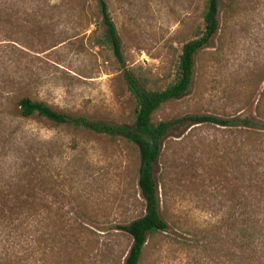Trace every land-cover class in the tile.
<instances>
[{
    "label": "rangeland",
    "instance_id": "1",
    "mask_svg": "<svg viewBox=\"0 0 264 264\" xmlns=\"http://www.w3.org/2000/svg\"><path fill=\"white\" fill-rule=\"evenodd\" d=\"M107 2L127 64L153 74L161 73L189 35L198 5V0ZM82 3L0 0V95L23 87L60 110L122 122L127 111L118 66L102 46L99 31L91 33L95 26H88L89 13ZM219 20V31L197 61L191 87L167 102L161 116L217 113L224 107L255 103L264 85V0H220ZM0 102L4 105L5 100ZM2 108L0 184L11 174L19 183L31 175L36 183L39 175L64 191L57 197L40 195L57 198L62 211L68 210L81 223L76 245L68 247L66 237L38 264H115L131 243L118 225L143 213L137 151L125 143L71 132L66 126L10 119ZM184 135H188L184 146L172 143L178 161L165 176L164 188L160 175L168 159L154 167L168 229L148 239L140 264H242L240 258L226 255L241 251L216 232L226 211L219 200L230 196L235 182L229 156L214 157L225 152L221 140L226 136L213 126L182 125L172 132V139L178 142ZM33 157L40 160L39 173L29 166ZM180 162L187 167L184 174ZM22 164L26 167L20 169ZM74 172L78 174L73 180ZM49 186L44 184L45 189ZM213 197L218 198L209 202ZM69 199L75 201V209Z\"/></svg>",
    "mask_w": 264,
    "mask_h": 264
},
{
    "label": "trees",
    "instance_id": "2",
    "mask_svg": "<svg viewBox=\"0 0 264 264\" xmlns=\"http://www.w3.org/2000/svg\"><path fill=\"white\" fill-rule=\"evenodd\" d=\"M82 5L89 13L88 26L91 23L95 26L91 33L99 31L102 46L108 49L118 66V79L125 93V120L109 122L66 112L33 96L23 87L0 95V100H5L4 105L0 102L2 111L10 119L66 126L71 132L125 143L137 151V184L143 213L129 223L118 225L131 243L114 259L112 263L115 264H140L148 239L168 229V222L160 210L162 200L154 167L168 159L160 175L164 188L165 176L178 161L172 143L184 146L188 139V135H184L176 142L172 132L182 125L194 129L217 128L226 136L221 140L226 149L222 155L214 157L229 156L235 182L230 196L219 200L220 207L226 211L216 224V232L225 235L241 251V254L227 252L230 259L232 255L234 260L240 258L242 264H264V85L254 104L247 101L230 106V110L224 107L217 113H193L174 118L159 114L167 102L181 97L191 87L201 52L220 29V0H198L189 35L158 74L127 64L107 0H83ZM31 159V170L39 173L40 160ZM24 167L26 165L22 164L19 168ZM179 168L183 174L187 170L183 162L179 163ZM73 174L74 180L78 173ZM9 177L8 182L0 184V264H38L42 256L53 253L55 245L63 243L66 237L68 247L76 245L79 218L68 210L62 211L64 207L57 198L48 200L40 195L46 192L57 197L64 191L54 189L52 182L39 175H35L36 183H32V175L21 183L12 181V174ZM45 183L49 188L45 189ZM214 198L218 197L209 202ZM68 204L76 208L73 199H69ZM105 261L109 260L105 257Z\"/></svg>",
    "mask_w": 264,
    "mask_h": 264
}]
</instances>
